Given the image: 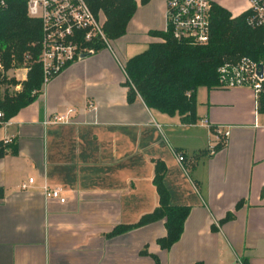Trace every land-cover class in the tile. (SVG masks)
Instances as JSON below:
<instances>
[{"label":"crops","instance_id":"crops-1","mask_svg":"<svg viewBox=\"0 0 264 264\" xmlns=\"http://www.w3.org/2000/svg\"><path fill=\"white\" fill-rule=\"evenodd\" d=\"M135 1L124 35L70 62L0 124V141L15 146L0 157V264H264V93L200 86L192 123L130 96L126 60L166 26L165 0ZM249 1L211 0L232 18ZM158 168L169 204L187 208L168 247L165 219H147ZM44 183L65 201L45 198Z\"/></svg>","mask_w":264,"mask_h":264},{"label":"trees","instance_id":"trees-1","mask_svg":"<svg viewBox=\"0 0 264 264\" xmlns=\"http://www.w3.org/2000/svg\"><path fill=\"white\" fill-rule=\"evenodd\" d=\"M86 1L95 15L100 17L98 12L102 11L105 17L103 30L109 39L126 33L137 8L135 0ZM147 1L141 0L142 3ZM5 3L0 10V63L3 67L0 72V109L4 112V119L9 120L35 100V94L42 86V68L37 62L42 34L41 21L27 15V0H5ZM246 15L247 12L232 18L225 8L212 4L210 39L205 45L174 39L169 31H152L156 40L151 41L145 50L129 57L124 64L130 84L129 95L137 93L150 109L180 115L183 123L194 122L195 91L200 86H218V68L223 62L247 56L264 64V28L249 27ZM101 45L97 43L95 46L99 48ZM23 62L30 64L26 79L19 91L11 90L9 85L14 86L17 80L7 79L5 72ZM260 106L264 107V95L260 97ZM12 143L0 141V157L8 150L15 152ZM161 178L162 168H158L155 180L159 207L147 219H165L167 236L162 245L168 247L181 234L187 208L169 204Z\"/></svg>","mask_w":264,"mask_h":264},{"label":"built area","instance_id":"built-area-1","mask_svg":"<svg viewBox=\"0 0 264 264\" xmlns=\"http://www.w3.org/2000/svg\"><path fill=\"white\" fill-rule=\"evenodd\" d=\"M5 6V0H0V10ZM211 9V0H165L164 30L169 31L174 39L205 45L210 39ZM27 15L41 21L42 35L37 59L42 68L40 89L70 62L85 54L95 53L98 50L95 46L97 43L110 47L101 18L93 13L86 0H27ZM245 21L251 28H264V0L249 1ZM27 59L28 56L25 55V61ZM23 69L27 71L29 67L25 66ZM218 77V87H249L256 97L264 93V64L247 56L223 62L218 68ZM88 106L90 109L96 107L93 103ZM55 118L61 120L63 116ZM5 123L4 112L0 109V124ZM203 123L208 125L206 119ZM223 135L227 136L228 132ZM11 142L12 137L4 139V143ZM209 149L212 150L213 147ZM177 160L182 164L184 156L177 155ZM32 182L33 178H28L20 185L21 189H27ZM41 189L45 198L65 201L61 187H51L44 183Z\"/></svg>","mask_w":264,"mask_h":264},{"label":"rangeland","instance_id":"rangeland-1","mask_svg":"<svg viewBox=\"0 0 264 264\" xmlns=\"http://www.w3.org/2000/svg\"><path fill=\"white\" fill-rule=\"evenodd\" d=\"M98 14H100V17H101V20H102V21L105 20V17H104V15H103L102 11H99ZM108 39H109V38H108ZM110 40L112 41V39H109V41H110ZM137 52H139V51H137ZM0 65H1V63H0ZM25 66L30 67V64H29V63H25V62H23V64H22L21 66H18V67H11L10 69H8L7 72H5L7 79H9V78H14L15 80L18 81L19 78H21L22 73L25 71V70L23 69ZM2 69H3V67H2V65H1V66H0V72H2ZM23 70H24V71H23ZM11 86H12V85H9V88L12 90Z\"/></svg>","mask_w":264,"mask_h":264}]
</instances>
